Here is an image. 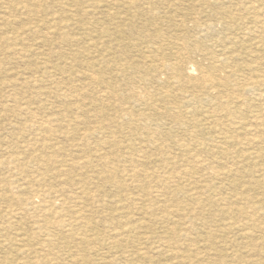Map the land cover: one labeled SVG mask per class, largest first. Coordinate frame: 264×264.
<instances>
[{"label":"rangeland","instance_id":"374dc122","mask_svg":"<svg viewBox=\"0 0 264 264\" xmlns=\"http://www.w3.org/2000/svg\"><path fill=\"white\" fill-rule=\"evenodd\" d=\"M263 8L0 0V264H264Z\"/></svg>","mask_w":264,"mask_h":264},{"label":"bare ground","instance_id":"6f19581e","mask_svg":"<svg viewBox=\"0 0 264 264\" xmlns=\"http://www.w3.org/2000/svg\"><path fill=\"white\" fill-rule=\"evenodd\" d=\"M10 1H11V0H10ZM129 1H130V0H129ZM127 3H128V2H127ZM144 3H145V2H144ZM254 3H256V2H254ZM251 4H252V3H251ZM244 5H245V4H244ZM246 5H247V3H246ZM22 7H23V6H22ZM26 7H27V6H26ZM124 9H125V8H124ZM263 9H264V8H263ZM249 10H250V9H249ZM23 11H25V10H23ZM25 12H26V11H25ZM27 12H28V11H27ZM27 12H26V13H27ZM249 12H250V11H249ZM249 12H247V13H249ZM253 12H254V10H253ZM251 13H252V12H251ZM251 15H252V14H251ZM126 17H127V16H126ZM57 18H59V17H57ZM57 18H55V19L57 20ZM114 18H115V17H114ZM129 18H130V17H129ZM50 20H51V19H50ZM59 20H60V19H59ZM8 22H9V21H8ZM259 22H260V21H259ZM13 23H14V22H13ZM257 23H258V22H257ZM261 23H262L261 26L259 25L260 27H258V28H261V33H262V35H264V23H263V21H262ZM55 24H56V23H55ZM255 24H256V23H255ZM42 25H43V24H42ZM53 25H54V23H53ZM51 28H52V27H51ZM31 30H32V29H31ZM46 30H47V29H46ZM258 30H259V29H258ZM34 31H35V30H34ZM203 31H204V30H203ZM249 31H250V30H249ZM256 32H257V31H256ZM33 33H37V32L35 31V32H33ZM252 34H253V32H252ZM49 35H50V34H49ZM248 35H249V34H248ZM38 36H40V35H38ZM42 36H43V35H42ZM45 36H46V35H45ZM43 37H44V36H43ZM43 37H42V38H43ZM47 37H49V36L47 35ZM47 37H46V38H47ZM261 38H262V37H261ZM7 39H9V41H10V38H7ZM7 39H6V40H7ZM263 39H264V37H263ZM3 40L5 41V39H3ZM12 40H13V39H12ZM9 41H8V42H9ZM230 41H231V40H230ZM13 42H15V40H13ZM254 43H255V42H254ZM257 43H258V42H257ZM13 44H14V43H13ZM9 45H11V44H9ZM221 45H222V44H221ZM4 46H5V45H4ZM6 46H7V45H6ZM230 46H231V45H230ZM252 46H253V44H252ZM257 46H258V48H259L260 45H257ZM235 47H236V46H235ZM228 50H229V49H228ZM244 50H245V49H244ZM249 50H250V49H249ZM231 51H232V50H231ZM30 53H31V52H30ZM30 53L28 52V54H30ZM229 53H230V52H229ZM31 54H32V53H31ZM223 54H225V53H223ZM21 56H22V55H21ZM251 57H252V56H251ZM150 58H151V57H150ZM220 58H221V57H220ZM263 58H264V57H263ZM215 59H216V58H215ZM222 59H223V58H222ZM254 59H255V58H254ZM160 61H161V60H160ZM214 61H215V60H214ZM255 62H256V61H255ZM255 62H254V63H255ZM263 62H264V61H263ZM45 63H46V62H45ZM155 64H156V63H155ZM175 64H176V63H175ZM162 65H163V64H162ZM245 65H248V64H245ZM159 66H160V65H159ZM168 66H169V64H168ZM170 66H171V65H170ZM233 66H234V65H233ZM248 66H249V65H248ZM259 66H260V65H259ZM174 67H175V66H174ZM179 67H180V66H179ZM166 68H167V67H166ZM171 68H172V67H171ZM231 68H232V66H231ZM236 68H237V67H236ZM158 69H160V67H159ZM162 69H163V67H162ZM86 70H87V69H86ZM127 70H128V69H127ZM134 70H135V69H134ZM166 70H168V69H166ZM170 70H171V69H170ZM239 70H241V69H239ZM252 70H253V69H252ZM263 70H264V69H263ZM179 71H180V70H179ZM247 71H248V70H247ZM247 71H246V72H247ZM171 72H174V71H171ZM241 72H242V71H241ZM255 72H256V71H255ZM259 72H260V71H259ZM89 73H90V72H89ZM175 73H176V72H175ZM60 74H61V73H60ZM136 74H137V73H136ZM176 74H177V73H176ZM182 74H183V72H182ZM226 74H228V73H226ZM258 74H259V73H258ZM258 74H255V75H258ZM240 75H241V74H240ZM240 75H238V76H240ZM89 76L91 77L90 74H89ZM209 76H210V75H208V74H207V75H203V74H202L201 77H202L205 81H206L207 79H209L208 81H210L211 78H210ZM245 76H246V74H245ZM251 76H253V75H251ZM169 77H170V76H169ZM180 77H182V76H180ZM243 77H244V76H242V78H243ZM249 77H250V76H249ZM257 77H259V76H257ZM262 77L264 78V74L262 75ZM27 78H28V77H27ZM31 78H32V77H31ZM160 78H161V77H160ZM237 78H238V77H237ZM242 78H240V79L242 80ZM182 79H183V78H182ZM250 79H251V78H250ZM27 80H28V79H27ZM29 81H30V80H29ZM185 81H186V80H185ZM188 81H189V80H188ZM234 81H235V80H234ZM258 81H259V80H258ZM32 82H33V81H32ZM32 82H31V83H32ZM237 82H238V81H237ZM246 82H247V81H246ZM29 83H30V82H29ZM191 84H192V83H191ZM218 84H219V82H218ZM232 84H233V83H232ZM98 85H99V84H98ZM167 85H168V84H167ZM194 85H195V84H194ZM227 85H228V84H227ZM229 85H231V84H229ZM91 86H92V85H91ZM237 86H238V85H237ZM244 86H245V85H244ZM247 86H248V85H247ZM255 86H256V85H255ZM255 86H254V87H255ZM257 86H258V85H257ZM212 87H214V85H213V84H210V85H209V88L212 89ZM230 87H231V86H230ZM90 88H91V87H90ZM205 88H206V86H205ZM209 88H208V90H209ZM236 88H237V87H236ZM174 89H175V88H174ZM188 89H189V88H188ZM206 89H207V88H206ZM250 89H251V88H250ZM113 90H114V89H113ZM113 90H112V91H113ZM248 90H249V89H248ZM251 90H252V89H251ZM260 90H261V89H260ZM36 91H37V90H36ZM56 91H57V89H56ZM58 91H59V90H58ZM193 91H194V90H193ZM231 91H232V90H231ZM249 91H250V90H249ZM256 91H257V90H256ZM263 91H264V90H263ZM40 92H41V91H40ZM61 92H62V91H61ZM107 92H108V91H107ZM205 92H206V91H205ZM205 92H204V93H205ZM207 92H208V91H207ZM228 92H230V91H228ZM235 92H236V91H235ZM245 92H246V91H245ZM37 93H38V92H37ZM41 93H42V92H41ZM115 93H116V92H115ZM143 93H145V92H143ZM168 93H169V92H168ZM201 93H202V92H201ZM210 93H213V92H210ZM210 93L208 92V94H210ZM216 93H217V92H216ZM220 93H223V92H220ZM254 93H255V92H254ZM99 94H100V93H99ZM137 94H138V93H137ZM233 94H234V93H233ZM258 94H261V93H258ZM40 95H41V94H40ZM60 95H61V94H60ZM112 95H113V94H112ZM114 95H115V94H114ZM140 95H141V94H140ZM210 95H211V94H210ZM225 95L227 96V94H225ZM231 95H232V94H231ZM262 95H263V94H262ZM36 96H37V95H36ZM170 96H171V95H170ZM170 96H169V97H170ZM200 96H201V95H200ZM228 96H230V95H228ZM236 96H237V95H236ZM254 96H256V95H254ZM38 97H40V96L38 95ZM71 97H72V96H71ZM121 97H122V96H121ZM129 97H130V96H129ZM129 97H128V98H129ZM198 97H199V96H197V98H198ZM204 97H205V96H204ZM206 97H207V96H206ZM238 97H239V96H238ZM258 97H261V96H258ZM100 98H101V97H100ZM114 98H115V97H114ZM209 98H210V97H209ZM216 98H217V97H216ZM216 98H215V100H216ZM225 98H226V97H225ZM229 98H230V97H229ZM233 98H234V97H233ZM236 98H237V97H235V99H234L235 101H236ZM262 98H263V96H262ZM63 99H64V98H63ZM71 99H72V98H71ZM207 99H208V97H207ZM239 99H240V98H239ZM239 99H238V100H239ZM105 100H107V99H105ZM197 100H198V99H197ZM226 100H227V99H226ZM261 100H262V99H261ZM188 101H189V100H188ZM210 101H211V100H209V102H210ZM221 101H222V100H221ZM223 101H224V98H223ZM232 101H233V100H232ZM255 101H256V100H255ZM186 102H187V101H186ZM230 102H231V99H230ZM222 103H223V102H222ZM227 103H228V101H227ZM232 103H233V102H232ZM136 104H138V103H136ZM148 104H149V103H148ZM148 104H146V105H148ZM217 104H218V103H217ZM223 104H224V103H223ZM121 105H122V104H121ZM129 105H130V104H129ZM144 105H145V104H144ZM19 106H20V105H19ZM19 106H18V107H19ZM48 106H49V105H48ZM118 106H119V105H118ZM138 106H139V105H138ZM226 106H227V105H226ZM229 106H231V104H229ZM27 107H28V106H27ZM75 107H76V106H75ZM78 107H79V106H78ZM145 107H146V106H145ZM219 107H221V109H222V108H223V105H219L218 108H219ZM24 108H25V107H24ZM126 108H127V107H126ZM152 108H153V107H152ZM224 108H225V107H224ZM227 108H228V107H227ZM27 109H28V108H27ZM41 109L43 110L42 107H41ZM131 109H135V108H131ZM139 109H140V108H139ZM142 109H143V108H142ZM169 109H170V108H169ZM239 109H240V107H239ZM22 110H23V109H22ZM47 110H48V109H47ZM47 110H46V111H47ZM171 110H173V109H171ZM262 110H264V109H262ZM18 111H20V110H18ZM27 111H29V110H27ZM135 111H137V110H135ZM181 111H182V110H181ZM194 111H195V110H194ZM211 111H212V110H211ZM234 111H235V110H234ZM234 111H232V113H233ZM212 112H213V111H212ZM217 112H218V111H217ZM227 112H228V111H227ZM235 112H236V111H235ZM235 112H234V113H235ZM246 112H247V111H246ZM188 113H189V112H188ZM188 113H187V114H188ZM234 113H233V114H234ZM241 113H243V112L241 111ZM249 113H251V112H249ZM185 114H186V113H185ZM227 114H228V113H227ZM174 115H175V114H174ZM204 115H205V114H204ZM218 116L220 117L221 115H217V117H218ZM240 116H241V115H240ZM211 117H212V116H211ZM225 117H226V116H225ZM255 117H256V115H255ZM258 117H259V116H258ZM124 118H125V117H124ZM235 118H236V117H235ZM239 118H240V117H239ZM217 119H219V118H217ZM217 119H216V120H217ZM254 119H255V118H254ZM213 120H214V119H213ZM219 120L221 121L222 119H219ZM219 120H218V121H219ZM37 121H39V120H37ZM37 121H35V122H37ZM46 121H47V120H46ZM48 121H49V120H48ZM55 121H56V120H55ZM194 121H195V120H194ZM209 121H210V120H209ZM229 121H230V120H229ZM236 121H237V120H236ZM35 122H34V123H35ZM44 122H45V121H44ZM50 122H51V121H50ZM56 122H57V121H56ZM197 122H198V121H197ZM199 122H200V121H199ZM199 122H198V123H199ZM146 123H147V122H146ZM202 123H203V122H202ZM215 123H216V122H215ZM215 123H213V124H215ZM231 123H232V122H231ZM235 123H236V122H235ZM39 124H40V123H39ZM195 124H196V123H195ZM253 124H254V123H253ZM36 125H37V123H36ZM42 125H43V124H42ZM127 125H129V124H127ZM244 125H245V124H244ZM244 125H243V126H244ZM40 126H41V125H40ZM219 126L223 127L222 125H219ZM228 126H231V125H228ZM244 127H245V126H244ZM91 128H92V127H91ZM195 128H196V127H195ZM38 129H40V128H38ZM217 129H218V128H217ZM224 129H225V127H224ZM224 129H223V130H224ZM240 129H241V128H240ZM242 129H243V127H242ZM218 130H219V129H218ZM218 130H217V131H218ZM220 130H221V129H220ZM233 130H234V129H233ZM251 130H252V129H251ZM155 131H157V130H155ZM209 131H210V130H209ZM36 132H38V131H36ZM36 132H35V133H36ZM214 132H215V131H214ZM249 132H251V131H248V133H249ZM111 133H112V132H111ZM111 133H110V134H111ZM182 133H183V132H182ZM215 133H216V132H215ZM217 133L219 134V131H218ZM114 134H115V133H114ZM252 134H255V132L252 133ZM36 135H37V133H36ZM42 135H43V134H42ZM164 135H166V134H164ZM176 135H177V134H176ZM209 135H210V134H209ZM225 135H226V134H225ZM210 136H211V135H210ZM210 136H209V137H210ZM216 136H217V135H216ZM250 136H251V135H250ZM252 136H253V135H252ZM41 137H42V136H41ZM171 137H172V136H171ZM181 137H182V136H181ZM217 137H218V136H217ZM34 138H35V137H34ZM164 138H165V137H164ZM254 138H255V136H254ZM169 139H170V138H169ZM162 140H163V139H162ZM218 140H219V139H218ZM218 140H217V141H218ZM141 141H142V140H141ZM151 141H152V140H151ZM173 141H174V140H173ZM199 141H200V140H199ZM214 141H215V139H214ZM226 141H227V140H226ZM252 141H253V140H252ZM144 142H145V141H144ZM209 142H210V141H209ZM139 143H140V142H139ZM216 143H217V142H216ZM226 143H227V142H226ZM261 143H262V142H261ZM256 144H257V143H256ZM262 144H263V143H262ZM198 145H199V144H198ZM219 145H220V144H219ZM130 147H131V146H130ZM178 147L180 148V144H179ZM184 147H185V146H184ZM223 147H224V146H223ZM250 147H251V145H250ZM119 148H120V147H119ZM119 148H118V149H119ZM131 148H132V147H131ZM131 148H129V150H130ZM122 149H124V148H122ZM210 149H211V148H210ZM110 150H111V149H110ZM132 150H133V148H132ZM184 150H186V149H184ZM125 151H126V150H125ZM130 151H131V150H130ZM133 151H134V150H133ZM133 151H132V152H133ZM219 151H220V150H219ZM213 153H214V152H213ZM255 153H256V152H255ZM232 154H233V153H232ZM242 154H244V153H242ZM261 154H262V153H261ZM137 156H138V155H137ZM173 156H175V155H173ZM177 156H178V155H177ZM183 156H184V154H183ZM234 156H235V155H234ZM242 156H243V155H242ZM256 156H257V154H256ZM170 157H171V156H170ZM127 158H128V157H127ZM136 158H137V157H136ZM173 158H174V157H173ZM177 158H178V157H177ZM101 159H102V158H101ZM139 159H140V158H139ZM118 160H119V159H118ZM131 160H132V158H131ZM135 160H136V159H135ZM165 160H167V159H165ZM183 160H184V159H183ZM185 160H186V159H185ZM217 160H218V159H217ZM52 161H53V160H52ZM126 161H127V160H126ZM195 161H197V160H195ZM210 161H211V160H210ZM243 161H244V160H243ZM136 162H137V161H136ZM200 162H201V161H200ZM253 162H254V161H253ZM55 163H56V160H55ZM119 163H120V161H119ZM198 163H199V162H198ZM205 163H206V162H205ZM131 164H132V163H131ZM190 164H191V163H190ZM190 164H189L188 166H190ZM195 164H196V163H195ZM200 164H201V163H200ZM222 164H223V163H222ZM232 164H233V163H232ZM232 164H230V166H231ZM133 165H134V164H133ZM228 166H229V165H228ZM230 166H229V167H230ZM173 167H174V166H173ZM192 167H193V166H192ZM220 167H221V166H220ZM131 168H132V167H131ZM174 168H175V167H174ZM183 168H184V167H183ZM223 168H224V167H223ZM260 168H261V167H260ZM134 169H135V168H134ZM176 170H177V169H176ZM181 170H182V169H181ZM189 170H190V169H189ZM129 171H130V170H129ZM144 171H146V170H144ZM158 171H159V170H158ZM172 171H173V170H172ZM139 172H140V171H139ZM161 172H162V171H161ZM181 172H182V171H181ZM185 172H186V171H185ZM185 172H184V173H185ZM131 173H132V172H131ZM131 173H129V174H131ZM141 173H142V172H141ZM143 173H144V172H143ZM146 173H147V172H146ZM132 174H133V173H132ZM134 174L137 175L136 172H135ZM223 174H224V173H223ZM164 175H165V173H164ZM190 175H191V174H190ZM124 176H125V175H124ZM209 176H210V175H209ZM126 177H127V176H126ZM231 177H232V176H231ZM166 178H167V177H166ZM175 178H178V177H175ZM180 178H181V176H180ZM233 178H234V177H233ZM134 179H135V178H134ZM150 179H151V178H150ZM167 179H169V178H167ZM181 179H182V178H181ZM130 180H131V179H130ZM163 180H164V179H163ZM184 180H185V179H184ZM188 180H189V178H188ZM231 180H232V179H231ZM145 181H147V180H145ZM185 181H186V180H185ZM185 181H184V184H185ZM147 182H148V181H147ZM187 182H188V181H187ZM189 182H190V181H189ZM243 182H245V181L243 180ZM139 183H140V182H139ZM220 183H221V182H220ZM253 183H254V182H253ZM154 184H156V183H154ZM165 184H166V183H165ZM141 185H142V184H141ZM166 185H167V184H166ZM173 185H174V184H173ZM122 186H123V185H122ZM212 186H213V185H212ZM138 187H139V184H138ZM140 187H141V186H140ZM142 187H143V186H142ZM158 187H159V186H158ZM160 187H161V186H160ZM160 187H159V188H160ZM117 188H118V187H117ZM121 188H123V187H121ZM136 188H137V186H136ZM209 188H210V187H209ZM154 189H155V188H154ZM162 189H164V188H162ZM40 190H41V188H40ZM38 191H39V190H38ZM152 191H153V190H152ZM49 192H50V191H49ZM166 192H167V191H166ZM166 192H165V194H166ZM194 193H195V192H194ZM194 193H193V194H194ZM34 194H35V193H34ZM39 194L42 195V193H39ZM139 195H140V194H139ZM146 195H147V194H146ZM156 195H157V194H156ZM195 195H196V194H195ZM143 196H145V195H143ZM167 196H168V194H167ZM54 197H55V195H54ZM58 197H59V196H58ZM135 197H136L137 199H139V198H138L139 196H138V197L135 196ZM169 197H170V196H169ZM203 197H204V196H203ZM205 197H206V196H205ZM249 198H250V197H249ZM74 199H75V198H74ZM131 199H132V198H131ZM131 199H130V201H131ZM206 199H208V198H206ZM237 199H238V198H237ZM237 199H236V200H237ZM242 199H243V198H242ZM60 200H61V198H60ZM126 200H127V198H126ZM224 200H225V199H224ZM239 200H240V199H239ZM250 200H251V199H250ZM250 200H249V201H250ZM134 201H135V200H134ZM171 201H172V200H171ZM191 201H192V200H191ZM194 201H195V200H194ZM237 201H238V200H237ZM240 201H241V200H240ZM246 201H247V200H246ZM172 202H173V201H172ZM195 202H196V201H195ZM216 202H217V201H216ZM33 203H34V202H33ZM33 203H32V204H33ZM161 203H162V202H161ZM200 203H202V202H200ZM223 203H225V202H223ZM32 204H31V205H32ZM53 204H54V203H53ZM124 204H125V203H124ZM131 204H132V202H131ZM197 204H198V203H197ZM122 205H123V204H122ZM61 206H62V205H61ZM148 206H149V205H148ZM203 206H204V205H203ZM59 207H60V206H59ZM152 207H154V206H152ZM204 207H205V206H204ZM249 207H250V206H249ZM158 208H159V207H158ZM191 208H193V207H191ZM213 208H214V207H213ZM51 209H52V208H51ZM66 209H67V208H66ZM116 209H117V208H116ZM155 209H156V208H155ZM166 209H168V208L166 207ZM209 209H210V208H209ZM145 210H146V209H145ZM145 210H144V211H145ZM187 210H188V208H187ZM218 210H219V209H218ZM230 210H231V209H230ZM50 211H51V210H50ZM52 211H53V210H52ZM117 211H118V210H117ZM119 211H120V209H119ZM119 211H118V213H119ZM136 211L139 212L140 210H139V211L136 210ZM146 211H147V210H146ZM189 211H190V210H189ZM193 211H194V209H193ZM151 212H152V211H151ZM218 212H219V211H218ZM124 213H125V212H124ZM143 213H144V212H143ZM152 213H153V212H152ZM155 213H156V212H155ZM184 213H186V212H184ZM193 213H194V212H193ZM219 213H220V212H219ZM78 214H79V213H78ZM141 214H142V213H141ZM146 214H147V213H146ZM166 214H167V213H166ZM186 214H187V213H186ZM121 215H122V214H121ZM142 215H143V214H142ZM241 215H242V214H241ZM145 216H146V215H145ZM160 216H161V215H160ZM193 216H194V215H193ZM221 216H223V215H221ZM221 216H220V217H221ZM59 217H60V216H59ZM78 217H79V216H78ZM161 217H162V216H161ZM181 217H182V216H181ZM194 217H195V216H194ZM227 217H228V216H227ZM177 218H179V216H178ZM222 218H223V217H222ZM77 219H78V218H77ZM79 219H80V218H79ZM149 219H150V218H149ZM157 219H158V218H157ZM179 219H180V218H179ZM226 219H227V218H226ZM248 219H249V218H248ZM56 220H58V219H56ZM137 220H138V219H137ZM141 220H142V219H141ZM155 220H156V219H155ZM180 220H181V219H180ZM185 221L188 222L187 219H185ZM199 221H200V220H199ZM227 221H228V219H227ZM240 221H241V220H240ZM242 221L244 222V220H242ZM242 221H241V222H242ZM243 222H242V223H243ZM236 223H239V222H236ZM236 223H235V224H236ZM252 223H253V222H252ZM171 224H172V223H171ZM188 224H189V222H188ZM243 224H244V223H243ZM246 224H247V223H246ZM52 225H53V224H52ZM123 225H124V224H123ZM168 225H169V224H168ZM174 225H176V224H174ZM224 225H225V224H224ZM226 225H228V224H226ZM226 225H225V226H226ZM229 225H231V224H229ZM232 225H233V224H232ZM237 225H238V224H237ZM239 225H242V224L240 223ZM54 226H55V225H54ZM124 226H125V225H124ZM161 226H163V225H161ZM161 226H160V227H161ZM176 226H177V225H176ZM220 226H221V225H220ZM222 226H223V225H222ZM56 227H57V226H56ZM126 227H127V226H126ZM167 227H168V226H167ZM226 227H227V226H226ZM231 227H232V226H231ZM242 227H243V225H242ZM245 227H246V226H245ZM252 227H255V226H252ZM123 228H124V227H123ZM223 228H224V226H223ZM237 228H238V226H237ZM237 228H236V229H237ZM240 228H241V227H240ZM240 228H239V229H240ZM225 229H226V228H225ZM236 229H235V231H236ZM170 230H172V228H171ZM189 230H190V229H189ZM227 230H228V229H227ZM124 231H125V230H124ZM237 231H238V230H237ZM122 233H123V231H122ZM143 233H144V232H143ZM234 233H236V232H234ZM146 234H147V233H146ZM118 235H119V234H118ZM187 235H188V234H187ZM120 236H121V235H119V237H120ZM137 236H138V235H137ZM241 236H243V235L241 234ZM259 236H261V235H259ZM162 237H163V236H162ZM143 238H144V237H143ZM181 238H182V237H181ZM138 239H139V238H138ZM160 239H161V237H160ZM163 239H164V238H163ZM185 239H186V238H185ZM193 241H194V240H193ZM147 242H148V240H147ZM155 242H156V241H155ZM164 242H165V241H164ZM166 242H167V241H166ZM166 242H165V243H166ZM186 242H188V241L186 240ZM148 244H149V243H148ZM169 244H170V242H169ZM194 244H195V243H194ZM180 245H181V244H180ZM187 245H189V244H187ZM182 246L184 247V245H182ZM157 247H158V246H157ZM162 248H163V247H162ZM197 248H198V247H197ZM163 249H164V248H163ZM163 249H162V250H163ZM184 250H185V249H184ZM194 251H195V250H194ZM206 251H207V250H206ZM188 252H189V251H188ZM190 254H191V253H190ZM195 254H196V253H195ZM183 255H184V254H183ZM126 256H127V254H126ZM190 256H191V255H190ZM235 256H236V255H235ZM125 258H126V257H125ZM232 258H234V257H232ZM235 258H236V257H235ZM237 258H238V257H237ZM205 260H206V259H205ZM232 260H233V259H232ZM234 260H236V259H234ZM237 260H238V259H237ZM237 260H236V263H237ZM230 261H231V260H230ZM238 261H239V260H238ZM242 261H243V260H242ZM125 262H126V261H125ZM231 262H233V261H231ZM244 262H245V261H244ZM248 262H249V261H248ZM251 262H252V261H251ZM255 262H256V261H255ZM201 263H203V261H202ZM242 263H243V262H242ZM246 263H247V262H246ZM253 263H254V261H253ZM234 264H235V262H234ZM254 264H256V263H254ZM257 264H258V263H257Z\"/></svg>","mask_w":264,"mask_h":264}]
</instances>
